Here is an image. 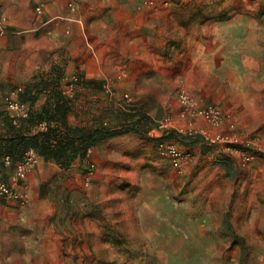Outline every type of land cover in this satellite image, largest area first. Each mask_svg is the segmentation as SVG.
Returning a JSON list of instances; mask_svg holds the SVG:
<instances>
[{"label":"rangeland","instance_id":"obj_1","mask_svg":"<svg viewBox=\"0 0 264 264\" xmlns=\"http://www.w3.org/2000/svg\"><path fill=\"white\" fill-rule=\"evenodd\" d=\"M6 58L32 111L121 133L19 179L0 156L28 195L0 198V264H264V0H0Z\"/></svg>","mask_w":264,"mask_h":264},{"label":"trees","instance_id":"obj_2","mask_svg":"<svg viewBox=\"0 0 264 264\" xmlns=\"http://www.w3.org/2000/svg\"><path fill=\"white\" fill-rule=\"evenodd\" d=\"M55 107H44L42 111H32L27 119H22L20 126L14 125L17 130L12 137H5L0 140V156L4 153L10 154L15 159H22L30 147L36 150L46 159L55 160L59 164L69 167L78 157H86L90 149L100 144L102 141L111 139L120 134L107 125L95 127L73 125L68 120L69 105L68 99L61 95ZM21 101L34 104L35 96L31 89H26L20 95ZM48 120L50 125L47 130L39 131L35 134H24L22 125L25 121L40 122ZM186 144H196L199 138L192 136L181 137Z\"/></svg>","mask_w":264,"mask_h":264},{"label":"built area","instance_id":"obj_3","mask_svg":"<svg viewBox=\"0 0 264 264\" xmlns=\"http://www.w3.org/2000/svg\"><path fill=\"white\" fill-rule=\"evenodd\" d=\"M16 91L9 97L8 106L14 111H18V114L21 116L27 117L31 112L30 103L21 101L20 99L15 98ZM185 103H190L188 95L182 93L180 96ZM208 112L212 114V119H216L219 111L211 107ZM207 113L206 110H201L200 114ZM45 123H42L44 125ZM169 126L168 122H163L160 125V128H167ZM169 153L173 157L174 165L177 167L182 166V152L176 147L168 146ZM41 156L34 150L30 149L26 152L25 156L18 161L16 166V173L14 179L24 178L27 176L28 170L36 167L40 163ZM6 160L9 162L11 160L10 155L6 156ZM28 195L24 190L18 186L13 185L4 178L0 177V198L6 200H24Z\"/></svg>","mask_w":264,"mask_h":264},{"label":"crops","instance_id":"obj_4","mask_svg":"<svg viewBox=\"0 0 264 264\" xmlns=\"http://www.w3.org/2000/svg\"><path fill=\"white\" fill-rule=\"evenodd\" d=\"M1 42H3L1 44L6 48L7 41L5 37H3ZM2 49H4V47H2ZM2 65L3 68L0 70V140L5 137H12L16 133H18L17 130L11 127V121H13V118L8 106V99L12 95V93H14L13 88H15L17 84L25 80V76L23 74L18 75L16 74V72L8 70L10 65L7 61V58L2 60ZM12 123H16V125L18 124L17 120H14V122ZM35 132L36 131L34 130H32V132H29L26 129L23 130V133L26 135H32L35 134ZM213 168L214 172H220V166H214ZM1 208H4V210H11V207L5 204H0V211Z\"/></svg>","mask_w":264,"mask_h":264},{"label":"bare ground","instance_id":"obj_5","mask_svg":"<svg viewBox=\"0 0 264 264\" xmlns=\"http://www.w3.org/2000/svg\"><path fill=\"white\" fill-rule=\"evenodd\" d=\"M20 97V96H19ZM21 98V97H20Z\"/></svg>","mask_w":264,"mask_h":264}]
</instances>
